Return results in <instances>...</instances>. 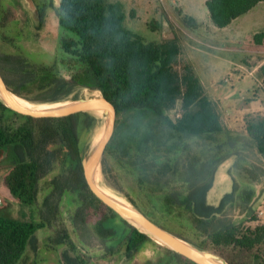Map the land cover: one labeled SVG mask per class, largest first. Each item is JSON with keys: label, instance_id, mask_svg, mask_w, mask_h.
Listing matches in <instances>:
<instances>
[{"label": "trees", "instance_id": "trees-1", "mask_svg": "<svg viewBox=\"0 0 264 264\" xmlns=\"http://www.w3.org/2000/svg\"><path fill=\"white\" fill-rule=\"evenodd\" d=\"M263 2L207 0V8L213 23L226 28ZM51 9L62 28L74 33L62 37L63 48L70 55L64 60V69L0 50V70L9 85L21 96L20 89L40 76L63 72L64 80L50 98L34 100L24 96L40 104L78 97L86 88L101 90L119 110L117 130L103 162L104 185L137 205L126 189L115 188L109 179L110 158H114L116 165L135 173L138 187L153 201L152 215H148L159 224L187 227L201 240L190 238L192 234L185 229L178 235L231 264H264V223L244 225L245 221H258L255 183H260L261 178L254 168L235 170L249 179L250 184L243 188L231 169L234 189L218 204L209 199L216 181L215 167L209 168L207 180L205 171L195 179L193 175L186 180L179 176L185 173V163L177 154L190 151L188 139L211 142L218 134H231L219 102L208 95L193 63L185 56L180 36L146 40L128 24L122 0H44L38 4V29L45 27ZM184 22L192 28L201 25L190 14L184 15ZM153 27L161 29L163 25L157 22ZM263 38L264 33L256 35L260 43ZM261 72L264 77V65ZM80 77L85 81L76 80ZM177 111L181 117H177ZM171 112H175L174 117ZM246 123L248 137L230 135L214 151L223 152L228 144L234 145V150L223 159L212 158V163L224 162L230 155L242 156L236 141L249 138L264 158V114H251ZM100 126L101 118L92 112L37 118L11 109L0 98V151H7L6 182L13 196L23 205H39L44 179L57 172L47 184L49 190L39 208V220L34 214L29 219L0 213V264L27 263L29 248L38 250L40 231L55 225L56 234L50 235L46 244L54 250L65 247L61 251L62 264H94V258L73 233L83 238L93 234L102 245V256L118 262L133 261L151 240L100 202L88 188L83 160ZM68 201L74 206L73 212H67L73 229L60 221ZM232 207L244 209L248 218L234 220L227 211ZM149 264L197 263L159 244Z\"/></svg>", "mask_w": 264, "mask_h": 264}, {"label": "rangeland", "instance_id": "rangeland-1", "mask_svg": "<svg viewBox=\"0 0 264 264\" xmlns=\"http://www.w3.org/2000/svg\"><path fill=\"white\" fill-rule=\"evenodd\" d=\"M43 1L2 0L0 50L9 54L23 55L34 63L54 64L64 69V60H68L70 55L63 48L62 37L66 33L74 36V33L62 28L59 17L53 9L50 10L45 27L37 28L39 24L38 4H42ZM122 1L125 2L128 12V24L135 31L143 34L146 40L161 41L175 37L176 34L180 36L185 56L193 63L208 95L219 102L224 120L231 133L218 134L216 140L211 142L199 138L188 139L187 142L191 146L190 151H179L177 154L179 161L185 163V173L179 174L180 178L186 180L193 175L195 179L196 175L203 174L205 171L204 175L207 180L211 172L209 168L215 167L216 181L209 199L212 203L218 204L227 192L234 189L235 181L230 170H234L235 177L240 182V187L243 188L250 184L249 179L235 170L241 167L246 169V166L253 167L255 173L261 178L260 183H255L257 195L254 209L258 221H245L244 225L255 226L258 222L264 223V158L250 141L251 139H242L238 142L232 140L236 141L237 149L243 152L242 156L230 155L224 162L216 164L211 162L212 158L223 159L225 155H229L234 150V145L228 144L223 152L214 151V147L228 141L230 135L234 138L240 135L248 137L246 118L249 115L264 114V77L261 72V67L264 65V38L262 43L256 39V35L264 33V2L251 12L239 17L229 27L219 28L210 17L207 0ZM185 14L194 15L200 20L201 25L197 28L187 26L184 22ZM157 22L162 23L161 29L153 27V24ZM62 74L63 72L53 71L49 75L40 76L35 83L20 89L23 95L21 96L34 100L50 98L54 94L55 87L64 80ZM76 80L84 82L85 78L80 77ZM31 103L42 105L33 101ZM170 114L175 116V112ZM247 141L250 142L247 143ZM244 147L248 149H241ZM6 156L7 151H0V213L29 219L34 214L39 220V208L49 190L47 184L57 172L44 179L39 205L34 207L23 205L13 196L7 185L6 177L9 169L4 162ZM109 165V168H112L111 171L109 169V179L115 185L114 187L126 189L137 205L145 213L152 215L153 201L138 187L135 173L116 165L114 158H110ZM103 176L102 174V182ZM104 187L115 191L108 186L104 185ZM126 199L129 200V198ZM65 205L66 211L62 214L60 221H66L70 225L68 213L74 211V206L71 201L66 202ZM227 211L230 217L238 222L248 218L246 211L242 208L232 207ZM172 226L166 227L177 234L185 229L192 234H187L190 238L201 240V237L194 235L193 231L186 229L187 227L182 228L177 224ZM70 227L73 229L71 225ZM56 231V225L53 228L41 230L38 250L29 248L28 261L22 264H62L61 251L65 247L54 250L46 244L48 237L56 234ZM73 236L94 258V264H149V260L156 256L159 249V244L151 239L141 247L133 261L118 262L102 256V245L93 234L88 238H83L76 233H73Z\"/></svg>", "mask_w": 264, "mask_h": 264}, {"label": "water", "instance_id": "water-1", "mask_svg": "<svg viewBox=\"0 0 264 264\" xmlns=\"http://www.w3.org/2000/svg\"><path fill=\"white\" fill-rule=\"evenodd\" d=\"M0 98L11 109L37 118L64 117L80 112H92L101 118L100 129L88 149L83 168L90 192L104 205L115 210L123 219L148 236L158 244L170 248L197 264H231L219 254L204 249L188 239L178 235L165 226L159 224L145 213L130 199L121 200L110 196L102 187L103 162L117 130L119 110L116 104L103 94L101 90L86 88L84 92L74 98L64 101L36 105L26 101L7 82L0 70ZM25 101L26 104L23 102ZM32 105H30V104ZM44 107V108H40ZM102 112V113H101ZM115 193V191H114Z\"/></svg>", "mask_w": 264, "mask_h": 264}, {"label": "bare ground", "instance_id": "bare-ground-1", "mask_svg": "<svg viewBox=\"0 0 264 264\" xmlns=\"http://www.w3.org/2000/svg\"><path fill=\"white\" fill-rule=\"evenodd\" d=\"M23 102L26 104L25 101H23ZM29 104H30V103H29ZM30 105H32V104H30ZM32 106H33V105H32ZM40 108H44V107H40ZM101 113H102V112H101ZM102 189H103V191H105V192H106L107 194H109L110 196H113V197H115V198H119V199L125 201L124 198H122L120 195L114 193L113 191H111V190H109V189H107V188H105V187H102Z\"/></svg>", "mask_w": 264, "mask_h": 264}, {"label": "built area", "instance_id": "built-area-1", "mask_svg": "<svg viewBox=\"0 0 264 264\" xmlns=\"http://www.w3.org/2000/svg\"><path fill=\"white\" fill-rule=\"evenodd\" d=\"M177 117H181V112L180 111H177Z\"/></svg>", "mask_w": 264, "mask_h": 264}]
</instances>
